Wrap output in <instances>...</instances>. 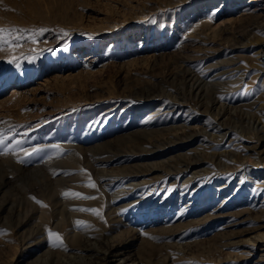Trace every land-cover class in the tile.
I'll use <instances>...</instances> for the list:
<instances>
[{"label":"rangeland","instance_id":"obj_1","mask_svg":"<svg viewBox=\"0 0 264 264\" xmlns=\"http://www.w3.org/2000/svg\"><path fill=\"white\" fill-rule=\"evenodd\" d=\"M223 1L0 0V28L35 31L39 41L17 50L18 57L38 51L34 62L19 68L7 62L12 52L0 51V129L8 130L9 144L21 140L23 149H42L0 155V264H31L48 247V264H57L58 256L79 264L75 253L95 257L79 251L84 241H73L75 248L72 241L54 243L46 227L35 235V204L42 207L36 200L45 208L48 200L71 202L65 211L77 219L57 210L49 212V222H84L77 227H89L91 244L112 248L110 263L127 257L129 264H264V240L254 242L264 234L259 186L243 180L242 193L235 194L240 180L234 175L226 184L228 173L219 186L220 160L210 156L233 150L232 160L250 156L249 169L261 168L264 136L259 143L246 138L244 145L240 140L248 135L233 137L251 120H263L260 106L243 108L213 88L197 105L181 101L192 83L215 86L245 72L244 82L253 77L246 48L251 30L264 29V0ZM182 130L189 133L180 139ZM78 154L92 166L71 165ZM187 155L193 166L203 165L187 175L199 172L192 180L197 191L183 194L180 169ZM198 157L202 162L195 164ZM91 182L95 189L87 186ZM178 207L188 212L172 221L154 215ZM179 220L180 227L164 226Z\"/></svg>","mask_w":264,"mask_h":264},{"label":"bare ground","instance_id":"obj_2","mask_svg":"<svg viewBox=\"0 0 264 264\" xmlns=\"http://www.w3.org/2000/svg\"><path fill=\"white\" fill-rule=\"evenodd\" d=\"M226 0H224L223 2H225ZM248 26H252L251 23H248ZM246 52L249 54L248 56V62L251 63L253 69H254V74L253 77L250 81L244 82L245 80V73L238 78H235L231 81H220V84H215V86H212L210 84L211 81H207V82H202V83H198V84H191L188 88H186V90L183 93V100H181L182 102H189L191 101V103H194V105H197L199 103H197L196 101L198 100V98H200L202 95H206L207 91L210 90L211 88L213 89H217L219 90V97H222V99H236L238 100V102H241L242 104L240 106H242L243 108H255L257 105L260 106V108L258 107V110L261 109V115H264V103H261V97L264 95V29L261 26H258L254 29L251 30V36L249 37L248 43H247V48H246ZM180 66V65H179ZM178 66V67H179ZM183 68V67H181ZM182 71V70H181ZM180 71V72H181ZM184 72V71H183ZM182 72V73H183ZM178 73V72H177ZM183 75V74H182ZM189 75V74H188ZM187 75V76H188ZM186 76V75H185ZM192 77V75H190ZM197 77V76H196ZM197 80V79H196ZM186 81V80H185ZM191 81V79H190ZM198 81V80H197ZM244 82V83H242ZM187 83V82H186ZM185 83V84H186ZM190 83V82H189ZM212 83V82H211ZM218 83V82H217ZM247 85V95L243 94V89L244 86ZM185 86V85H183ZM184 88V87H183ZM184 90V89H183ZM182 90V91H183ZM17 91V90H16ZM257 92H259L258 94H256ZM236 94H238V97H236ZM211 95V94H210ZM174 96V95H173ZM201 97L202 99L207 98V96ZM216 97V96H215ZM200 98V99H201ZM214 98V97H213ZM174 99V98H173ZM203 99V100H204ZM179 100V99H178ZM201 101V100H200ZM190 103V104H191ZM214 103V102H213ZM204 104V102H203ZM238 104V103H237ZM193 106V105H192ZM200 106V105H199ZM191 107V106H190ZM243 108H240L243 110ZM228 109V108H227ZM232 109V108H231ZM241 111V110H240ZM244 111V110H243ZM213 112V111H212ZM247 112V111H246ZM249 112V111H248ZM252 112V111H251ZM249 112V113H251ZM159 112H154L151 113L148 117H146L145 120H152L154 115H157ZM254 113V112H253ZM230 117V116H229ZM257 118V117H256ZM255 119V118H254ZM105 122V121H104ZM246 130H242V132L238 131L239 134L238 135H234V138H237L239 135L240 137L238 139L242 138V135L244 134L245 137L242 142L240 140V144H243V141L249 139V140H255L256 142L259 143V141L261 140V137L264 136V117L263 120H251L248 124V126H246ZM203 128V127H202ZM241 128V127H240ZM147 130L151 129L150 128H146ZM237 129V127H236ZM183 131V130H182ZM204 131V130H203ZM205 132V131H204ZM151 135L155 132L150 131L149 132ZM148 133V134H149ZM182 135H179L180 139L181 136H186V134H188L189 132L187 130L182 132ZM143 134V133H142ZM246 134V135H245ZM141 135V134H139ZM135 136V135H134ZM178 136V135H177ZM223 137H226L223 134ZM151 138V137H150ZM211 138L214 140L216 139V137L211 136ZM222 138V137H221ZM247 138V139H246ZM179 139V140H180ZM183 139V138H182ZM224 139V138H223ZM223 139L221 141H223ZM175 140V139H174ZM146 141V140H145ZM171 141V140H170ZM236 141V140H235ZM173 142V141H172ZM171 142V143H172ZM204 145V144H203ZM141 148V147H139ZM197 151H200L201 154L203 155L205 152V150L200 149V148H194ZM196 152V151H195ZM236 151L231 150L230 152H224L219 154L218 156H215L213 154H210L211 158L213 157H219L218 159L220 160V162H217V168L215 170L216 174V182L217 184L220 186L222 184V182H219L220 180H223L224 174H229L230 175V179L226 182V184L230 183L231 178H233V176H237L238 179L240 180V182L238 183L236 189H235V194H241L242 193V181L243 180H249V184L250 185H257L259 186V191L260 194H262V201H261V206H260V213H261V218H264V164H261V168H254V169H249V166L251 164V157L249 156L246 159V162L244 161H239L237 160V156H236V160H232V158L237 155ZM200 154V156H201ZM196 155V154H195ZM222 155V156H221ZM224 155V156H223ZM205 156V155H204ZM203 156V157H204ZM208 156V155H207ZM209 156V157H210ZM81 155H74L73 157H71L69 160L71 163V165H77L78 167L81 165L87 166L86 168H90V166H92L93 162L91 160H84L82 162L81 160ZM191 157V156H190ZM189 157V158H190ZM188 155L184 156L182 162H183V168L180 169V173H181V179L185 178L182 183L180 184V191H182L183 194H189L190 191H192L193 187L196 185V181H192L195 177V175L199 172L195 171L193 172L191 175H189L187 177V175L192 172L194 169H196V167H201L202 165H197V166H193L192 163H190L189 159L187 160ZM207 158V157H206ZM217 159V160H218ZM176 160V159H175ZM191 160V159H190ZM214 160H216L214 158ZM198 161H200V163L202 162V159L198 157V160L196 161L195 164L199 163ZM177 162V161H176ZM181 163V162H180ZM180 163H178L180 165ZM261 163V162H260ZM255 164H258V162H255ZM254 164V165H255ZM157 165V164H156ZM166 165V164H164ZM175 165V164H174ZM252 165V164H251ZM177 166V163H176ZM256 166V165H255ZM172 169V168H171ZM168 170V169H167ZM209 169L206 170V172ZM58 171V170H57ZM55 170L54 174L57 172ZM175 172L177 170H174ZM169 172V171H168ZM209 172V171H208ZM179 172H177L178 174ZM227 177V176H226ZM181 180L180 178H177V182H179V180ZM228 179V178H227ZM198 182V181H197ZM199 183V182H198ZM132 184V183H131ZM163 184V183H162ZM141 185V184H140ZM139 185V186H140ZM145 185V184H144ZM156 186L158 185V183L155 184ZM175 185V184H174ZM197 186V185H196ZM200 186V185H199ZM199 186L197 187V189L199 188ZM138 184L136 185H131L130 188L133 189H137ZM155 187V186H154ZM224 187V186H223ZM161 188V187H160ZM144 189V188H143ZM153 190V187L151 186L149 188V190L147 189L144 194H149L151 193ZM162 190V188H161ZM222 189L218 190L221 191ZM196 188L192 191L193 193L196 192ZM223 191V190H222ZM257 193V192H256ZM182 195V194H181ZM196 196V195H194ZM182 198V196H181ZM237 199H233V201H237ZM56 201V200H55ZM50 208H45V207H40L38 205L35 204V214H39L38 215V220L37 222H35V235L36 234H40L43 232V230L46 228L51 229L52 232L54 233H59L60 236L62 237L63 242L66 241L68 243H70L71 241V245L73 243V241H80V242H85L86 244H80L81 248L80 250L83 249H87L88 251H94V253H96L95 257L88 259L87 256L84 253H75L73 254L75 258L79 259V264H129V258L127 257H123V258H119L120 260L118 262H111L108 260L107 255H109V253L111 254L113 251L112 248L108 247L105 249V247H99L98 245H93L90 243L89 237H88V231H86V228H82V230L80 229V227H77L79 225H77L76 223L73 224L70 223L68 226H66V220L65 217L63 218H59L57 219V222L55 224L50 223L49 222V212H52V214L57 210H59L61 213V216H67L69 212L65 211V207L68 205H71V202H68L67 200H65L64 202H53L51 200H48ZM224 202V201H223ZM222 202V203H223ZM106 204V202L104 203V205ZM221 204V203H220ZM108 204H106L107 206ZM48 206V205H47ZM178 209V210H177ZM51 210V211H50ZM157 210V209H156ZM175 209H171V208H163L160 210V212L154 213V215L156 214H161L159 216L164 217L165 218H169V221H172L176 216L181 217L183 215H186V213L188 212L186 208H182V207H178L176 208V212H173ZM107 215H110V211L107 212ZM77 214V213H76ZM75 213H69L70 218H74L73 219H77L79 216L76 215ZM213 216H215L213 214ZM212 214L210 216H207L204 219V223H198L205 225L207 221H209L212 217ZM37 219V218H36ZM35 219V220H36ZM79 221V220H77ZM182 221L183 220H179L176 224L174 225H165L167 224L166 222H164V226H166L167 228H173V227H180L182 225ZM16 224V223H15ZM18 224V223H17ZM6 226V225H5ZM200 227H203L201 225H199ZM15 227V226H14ZM8 228H11L10 226H8ZM18 228V227H17ZM91 229V228H90ZM179 229V228H178ZM93 230V229H92ZM129 230V229H128ZM127 230V231H128ZM131 230V229H130ZM173 230V229H172ZM125 231V233L127 232ZM169 231V230H168ZM131 232V231H130ZM124 233V234H125ZM128 233V232H127ZM42 235V234H41ZM215 238V237H214ZM213 238V239H214ZM212 239V241H213ZM25 240V239H24ZM211 240V239H209ZM208 240V241H209ZM258 240H264V234L261 237H258L257 240H255L254 242H257ZM54 243L59 244V242H56L53 240ZM213 245H216V243H218L216 240L213 241ZM211 244V243H210ZM68 245V244H67ZM78 245V244H77ZM73 246V245H72ZM75 248V246H73ZM211 247V246H210ZM49 249H47L46 251H44L41 255L36 256L35 259L32 261L31 264H48L49 262V256L52 254V247H48ZM68 248V247H67ZM91 249V250H90ZM104 249V250H103ZM96 250V251H95ZM103 250V252H101ZM60 253V252H59ZM64 255V253H62ZM57 255V254H56ZM118 255V253H117ZM65 256V255H64ZM69 256V255H68ZM67 256V257H68ZM116 256V254H115ZM66 257V256H65ZM113 257V256H112ZM76 259V261H77ZM74 260V259H73ZM72 258L69 257L68 259H62L59 256L56 259L57 264H73L71 263ZM78 262V261H77ZM75 264V263H74ZM130 264H133L130 263Z\"/></svg>","mask_w":264,"mask_h":264},{"label":"snow or ice","instance_id":"obj_3","mask_svg":"<svg viewBox=\"0 0 264 264\" xmlns=\"http://www.w3.org/2000/svg\"><path fill=\"white\" fill-rule=\"evenodd\" d=\"M30 30L27 29H4L0 28V51H10L13 53L11 58L7 61L8 63L14 64L17 68L21 66L22 61L27 62H34L36 57L38 56V51L36 49H31L30 52L32 55L27 56H17L15 53L18 49L22 48L25 44V42L30 41L32 44H37L39 41L36 39L37 33L35 31L31 32V35H29ZM44 30L41 29L40 32L42 33ZM61 35L67 37L68 33L63 32ZM243 94L247 95V85L244 86ZM9 140V133L6 129H0V155H7L9 153L11 154H19V152H23L25 156H30L32 154H35L39 151H42V149L33 148L30 150L23 149L21 147L23 141L21 140H15L13 144L8 143ZM57 151H59V146H54ZM23 162V161H21ZM88 187H91L93 189L96 188V184L94 182H91L87 185ZM65 197H75L80 199H94L95 197H86L83 196L81 193L77 192H65ZM35 199V198H33ZM36 203L41 204V206L46 207L47 205H43L41 201L36 200ZM80 211H87L91 212L97 216L100 215V211L98 209H79ZM84 222L82 221H76L77 225H82ZM49 236L56 242H59L61 245L63 244L62 237L59 233H54L49 231Z\"/></svg>","mask_w":264,"mask_h":264}]
</instances>
